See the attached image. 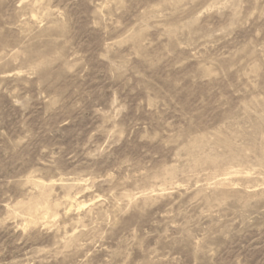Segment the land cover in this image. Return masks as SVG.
<instances>
[{
    "label": "rangeland",
    "instance_id": "rangeland-1",
    "mask_svg": "<svg viewBox=\"0 0 264 264\" xmlns=\"http://www.w3.org/2000/svg\"><path fill=\"white\" fill-rule=\"evenodd\" d=\"M0 264H264V0H0Z\"/></svg>",
    "mask_w": 264,
    "mask_h": 264
}]
</instances>
